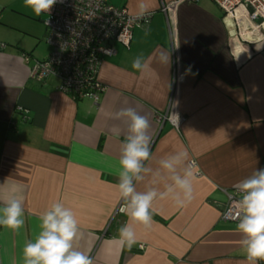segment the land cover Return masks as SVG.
Returning a JSON list of instances; mask_svg holds the SVG:
<instances>
[{"label": "crops", "instance_id": "obj_1", "mask_svg": "<svg viewBox=\"0 0 264 264\" xmlns=\"http://www.w3.org/2000/svg\"><path fill=\"white\" fill-rule=\"evenodd\" d=\"M116 1L109 0L152 19L135 28L124 53L105 60L100 81L108 90L95 103L72 99L55 78H31L51 53L38 57L48 14L0 0V199L22 197L25 220L18 232L0 227V264H23L39 217L57 201L75 213L74 247L93 264H246L238 222L221 212L236 183L264 168V31L227 17L213 0ZM137 56L142 71L132 68ZM127 107L150 123L149 170L137 191L164 192L182 174L183 166L160 167L168 154L186 149L196 164L191 202L154 200L153 224H133L131 250L119 243L128 218L116 187L130 135V120L116 113Z\"/></svg>", "mask_w": 264, "mask_h": 264}, {"label": "clouds", "instance_id": "obj_2", "mask_svg": "<svg viewBox=\"0 0 264 264\" xmlns=\"http://www.w3.org/2000/svg\"><path fill=\"white\" fill-rule=\"evenodd\" d=\"M57 0H23L24 6L36 15L49 13ZM143 7V6H141ZM164 55L163 53L161 54ZM145 64L141 56L132 62V68L143 70ZM117 118L130 120L129 133L121 147L119 158L120 171L116 185L124 203L120 212L127 221L118 228L121 247L129 250L137 243L133 224H141L146 229L153 224L152 206L154 200L172 194L177 207H184L194 197L195 161L189 159V152L179 150L164 156L160 167L175 172L183 166L182 174L172 176V184L164 192L155 188L137 191L136 182L143 180L142 173L149 169L145 162L151 158V139L147 135L150 127L146 115H140L134 108H122ZM240 194L236 202V230L242 234L239 244L245 253L246 264L264 261V168H256L251 175L235 185ZM23 199L15 193L0 199V227L19 231L24 223ZM40 231L34 240L23 247V264H93V259L74 247L78 235V220L75 213L62 202H54L41 214Z\"/></svg>", "mask_w": 264, "mask_h": 264}, {"label": "built area", "instance_id": "obj_3", "mask_svg": "<svg viewBox=\"0 0 264 264\" xmlns=\"http://www.w3.org/2000/svg\"><path fill=\"white\" fill-rule=\"evenodd\" d=\"M213 2L237 23L247 20L264 31V0ZM47 14V43L52 51L46 59L35 62L31 78L39 82L55 78L60 89L72 99H90L95 103L108 90L100 81V72L105 60L118 53L114 43L129 48L135 28H147L152 19L151 14L132 15L126 7H115L109 0H57ZM24 59L30 61L28 55ZM239 196V193L229 195L221 212L223 221L238 222ZM140 249L145 246L140 245Z\"/></svg>", "mask_w": 264, "mask_h": 264}, {"label": "rangeland", "instance_id": "obj_4", "mask_svg": "<svg viewBox=\"0 0 264 264\" xmlns=\"http://www.w3.org/2000/svg\"><path fill=\"white\" fill-rule=\"evenodd\" d=\"M113 0H111V2H112ZM115 5L116 6H119L120 4L115 0ZM115 6V7H116ZM47 36H48V33H47ZM114 45H115V47L118 49V51H120V53L122 54V53H124V48H123V46L122 45H120V44H117V43H114ZM52 51V47L47 43V39H46V41H44V43H43V46H42V48L39 50V52H38V57L39 58H44V57H46L50 52ZM109 59H111V58H107L106 60H109ZM34 63V62H33Z\"/></svg>", "mask_w": 264, "mask_h": 264}]
</instances>
